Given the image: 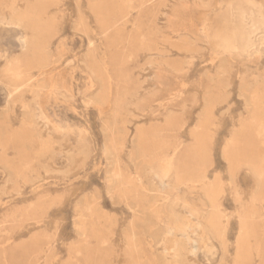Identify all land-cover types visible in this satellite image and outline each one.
<instances>
[{"label":"rangeland","instance_id":"obj_1","mask_svg":"<svg viewBox=\"0 0 264 264\" xmlns=\"http://www.w3.org/2000/svg\"><path fill=\"white\" fill-rule=\"evenodd\" d=\"M0 264H264V0H0Z\"/></svg>","mask_w":264,"mask_h":264},{"label":"bare ground","instance_id":"obj_2","mask_svg":"<svg viewBox=\"0 0 264 264\" xmlns=\"http://www.w3.org/2000/svg\"><path fill=\"white\" fill-rule=\"evenodd\" d=\"M124 2V1H123ZM125 7V6H124ZM128 16H129V14H128ZM127 16V17H128ZM126 16L123 14V16H121L115 23H114V25L115 26H119V25H122L123 23H124V21H125V18ZM211 19L210 18H208V17H206L205 16V18H203V21H202V23H201V34L203 35V37L205 38V41H207L208 42V44L209 43H212V45H213V49L215 50V51H219L220 50V39H221V36L223 35L222 34V32H221V27H218L217 29H215V30H213V28H212V24H211V21H210ZM13 23V22H12ZM8 24H9V22H8ZM16 24V23H15ZM13 25V24H12ZM214 25V24H213ZM16 26V25H15ZM111 26V25H110ZM113 26V25H112ZM21 38V37H20ZM250 38V37H249ZM22 42H23V38H22V40H21ZM22 42H20V44L22 43ZM24 45H25V43H24ZM235 45H237V44H235ZM235 45H230L231 47L230 48H232V50L233 51H238L237 50V47L235 46ZM210 46V45H209ZM219 52H221V51H219ZM157 53V52H156ZM225 53V52H224ZM172 68H174V67H172ZM176 69V68H175ZM178 71V70H177ZM54 73V72H53ZM53 87V88H52ZM51 88L52 89H54V91L55 90H57V87H55V85H51ZM55 94V93H54ZM176 146H179V145H176ZM176 146H174L173 145V155H172V157H169L168 155H166L167 153L166 152H168L169 150H170V147L168 146H164V151H165V156L166 157H164V158H166V160H167V162L168 163H171L172 161H173V159L176 157V153H177V151H176ZM176 151V152H175ZM168 156V157H167ZM166 162V163H167ZM167 165H169V164H167ZM260 167V166H259ZM258 170V169H257ZM256 170V171H257ZM258 172V171H257ZM260 173V172H259ZM257 175V174H256ZM260 175V174H259ZM205 177H203V179H204ZM197 214V213H196ZM197 216V218H196V220H198V221H196V222H194V224L193 225H190V224H188V225H186V228L187 229H191V228H193L194 226H198L199 225V218H200V216H198V215H196ZM173 228H171V229H169V231L170 230H172ZM181 233H184V231H181Z\"/></svg>","mask_w":264,"mask_h":264}]
</instances>
